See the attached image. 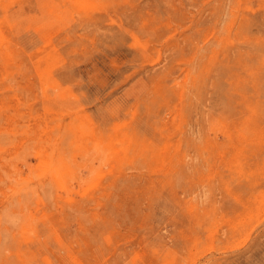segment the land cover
Here are the masks:
<instances>
[{"label": "rangeland", "instance_id": "374dc122", "mask_svg": "<svg viewBox=\"0 0 264 264\" xmlns=\"http://www.w3.org/2000/svg\"><path fill=\"white\" fill-rule=\"evenodd\" d=\"M0 264H264V0H0Z\"/></svg>", "mask_w": 264, "mask_h": 264}]
</instances>
